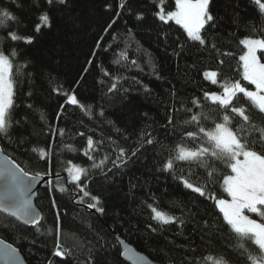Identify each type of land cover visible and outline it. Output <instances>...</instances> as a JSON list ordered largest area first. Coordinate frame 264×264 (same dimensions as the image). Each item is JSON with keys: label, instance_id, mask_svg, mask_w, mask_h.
<instances>
[{"label": "trees", "instance_id": "1", "mask_svg": "<svg viewBox=\"0 0 264 264\" xmlns=\"http://www.w3.org/2000/svg\"><path fill=\"white\" fill-rule=\"evenodd\" d=\"M160 9L174 10L175 0H0V10L15 17L0 16V50H15L14 70L20 66L0 147L29 175L53 177L35 199L38 225L28 228L0 213V239L27 264H127L115 234L156 264H251L216 206L228 198L223 175L230 169L210 153L202 158L207 168L191 162L190 169L175 157L206 139L186 138L184 130L195 125L185 120L202 112V126L211 129L224 114L204 98L206 91H222L205 71L218 72L220 83L252 88L243 81L241 41L264 39V15L253 0H210L214 19L201 30V44L175 22L161 21ZM44 13L48 24L40 20ZM10 32L19 39L11 40ZM257 55L264 63V50ZM73 93L76 105L66 98ZM235 105L246 109L250 123L229 112L230 126L241 129V138H258L252 125L264 128V112L243 94ZM121 148L129 162L115 168ZM169 159L175 169L166 171ZM71 166L84 170L78 181L70 180ZM181 176L194 186L207 183L204 195L187 189ZM80 188L97 196L103 211L89 208L95 202ZM153 209L173 220L158 221Z\"/></svg>", "mask_w": 264, "mask_h": 264}, {"label": "snow or ice", "instance_id": "2", "mask_svg": "<svg viewBox=\"0 0 264 264\" xmlns=\"http://www.w3.org/2000/svg\"><path fill=\"white\" fill-rule=\"evenodd\" d=\"M51 5L54 0H47ZM64 3L65 0H60ZM259 7L261 13H264V2L262 0H254ZM210 0H175V9L167 12V20L174 21L175 24L180 25L187 33L188 37L195 41L204 44L205 41L201 37V30L205 25L213 21V16L209 10ZM119 15V13L117 14ZM159 19L167 22L165 15L159 13ZM0 16L8 20H15V17L10 16L8 12L0 10ZM137 18H140L138 14ZM49 16L44 13L40 16V20L44 24L49 23ZM4 24L0 20V26ZM112 24H109V28ZM40 26H37V31ZM107 31V29H106ZM11 40H18L16 33H9ZM33 37L26 36L24 42L31 44ZM247 48V51L239 57L243 68V81L254 86L255 90H249L242 86L239 81L220 83L217 79L219 73L216 71H205L203 73L206 79H209L213 85L219 84L222 89L221 92H204L205 100H210L219 106V109L224 113L220 118L221 122H216L214 128L207 129L202 126L203 113L194 114L189 120H185L186 125H195V130L185 129L183 135L190 140H201L206 138L204 144L196 147L195 150L181 147L179 154L175 157L176 161L189 162L191 169V162H195L199 167L208 166V161L202 159L207 154L221 159L225 162L226 167L230 169V173L223 175L224 193L228 198L217 199L216 206L219 213L222 214L224 223L230 228L231 232L235 234L238 240V248L241 256H247L251 264H264V128H257L252 125L254 131H259L258 138L249 141L247 137L241 138L238 135L240 128L231 127V116L228 114H236L242 118L246 123H250V116L246 114V109L243 106H236L235 101L238 94H243L247 97L260 112H264V63L257 55V49L264 50V39H244L241 41ZM17 52L13 50L10 55L4 54L0 50V132H7L8 123L11 118L10 110L14 108V90L13 78L20 71V66H16L14 70V63L11 57H16ZM223 63V61H220ZM107 75V73H105ZM116 85L113 84L112 88ZM112 89H109L111 91ZM68 103L76 105L78 103L75 93L67 96ZM194 107H201V102L198 99H193ZM31 107V105H29ZM61 110L65 105H61ZM192 111V109H187ZM59 117V113L57 114ZM169 124L174 125L173 117H169ZM63 132V130H60ZM83 135V133H81ZM146 144H153L151 138L146 139ZM261 144V150H255V145ZM88 144H92V140H88ZM137 151L131 152V157H135ZM91 159V157H89ZM119 161V163H117ZM129 162L128 153L121 148L116 160H113L115 168L126 166ZM99 167V165H93ZM164 169L174 170L175 165L172 159H169L164 164ZM113 169H109L111 172ZM83 169H76V175L73 180L80 179V173ZM215 171V170H213ZM191 174V172L189 173ZM212 173H209L211 176ZM37 176L29 177V173L20 167L14 160H5L4 164L0 166V177L5 180V187L7 192L8 202L0 205L5 210L12 211L13 215H19L26 218L27 223H35L38 219V213L32 207V202L27 198L31 191L33 182ZM181 182L184 186L192 192L203 196L207 183H202L200 186H194L192 182L184 179L181 176ZM64 191L63 188L60 189ZM83 197H90L95 203H89V208H96L97 211H103L102 208H97L99 199L95 195H91L85 188H80ZM83 203V199L80 201ZM14 210V211H13ZM157 219L169 222L172 217H165L163 213L155 211ZM246 213H255L261 217L258 222L256 219L250 218ZM3 243V241H0ZM256 246L259 254L256 253ZM59 247V244L57 245ZM129 251H131L129 249ZM15 250L11 245H6L0 249V255L8 257L9 264H14L13 256ZM56 256H61L60 251L55 252ZM206 259H212L207 257Z\"/></svg>", "mask_w": 264, "mask_h": 264}, {"label": "water", "instance_id": "3", "mask_svg": "<svg viewBox=\"0 0 264 264\" xmlns=\"http://www.w3.org/2000/svg\"><path fill=\"white\" fill-rule=\"evenodd\" d=\"M6 159L8 161H13L6 154H4V152L2 151L0 147V166L4 164ZM29 177H32V175H29ZM52 179L53 177H50V176H38L37 179L32 184L31 191L27 195V198L30 199L32 202V207L36 210V213H38V216H39V219L35 223H31V224L27 223L26 218L19 216V215H13L12 211L5 210L3 207H0V213L12 218L13 220H15L16 222H18L19 224L25 227H28V228L35 227L41 221V212L35 205V199L39 191L48 188L49 182ZM7 202H8V198H7V192H6V187H5V180L2 177H0V205L5 204ZM114 236L121 250V259L124 262H126L127 264H156L146 254L136 250L134 246L124 241L118 235L115 234ZM0 241H3V240L0 239ZM6 245H10V244L3 241V243H0V249H3ZM11 247L15 250L14 256H13L14 264H27L23 256L21 255V253L12 245ZM129 249L131 251H129ZM0 264H9L8 257L0 255Z\"/></svg>", "mask_w": 264, "mask_h": 264}, {"label": "rangeland", "instance_id": "4", "mask_svg": "<svg viewBox=\"0 0 264 264\" xmlns=\"http://www.w3.org/2000/svg\"><path fill=\"white\" fill-rule=\"evenodd\" d=\"M254 1V0H253ZM159 13H163L164 15H165V19L167 20V12H165V11H163L162 9H160L159 10ZM263 15H264V13H263ZM158 17H159V15H158ZM167 21H171V20H167ZM174 22V21H173ZM245 46V45H244ZM259 50H261V49H257V53H258V51ZM247 51V48L245 47V52ZM244 52V53H245ZM242 63V62H241ZM242 71H243V68H242ZM249 90H252V91H254L255 90V88H254V86H252V88L251 89H249ZM76 169H78V168H76V167H73V166H71L70 167V169H69V171H68V173H69V175H70V177L73 179V176L74 175H76ZM81 174V173H80ZM70 178V180L71 181H73V182H75L76 180H72ZM224 186V185H223ZM228 199H230L229 197H228ZM247 215H249L250 216V218H252V219H256L258 222L260 221V219H261V217L259 216V215H257V214H255V213H246ZM165 217H168V216H166V215H164ZM157 219V218H156ZM158 221H160V222H164V220H162V219H157ZM173 219H171L169 222H171Z\"/></svg>", "mask_w": 264, "mask_h": 264}]
</instances>
